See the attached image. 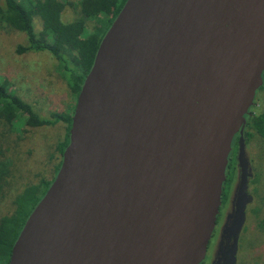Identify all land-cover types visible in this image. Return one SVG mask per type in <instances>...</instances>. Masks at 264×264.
Listing matches in <instances>:
<instances>
[{
  "label": "water",
  "instance_id": "obj_1",
  "mask_svg": "<svg viewBox=\"0 0 264 264\" xmlns=\"http://www.w3.org/2000/svg\"><path fill=\"white\" fill-rule=\"evenodd\" d=\"M263 71L264 0H125L6 264H200L238 133L210 262L235 264L251 201L241 132Z\"/></svg>",
  "mask_w": 264,
  "mask_h": 264
},
{
  "label": "trees",
  "instance_id": "obj_2",
  "mask_svg": "<svg viewBox=\"0 0 264 264\" xmlns=\"http://www.w3.org/2000/svg\"><path fill=\"white\" fill-rule=\"evenodd\" d=\"M124 1L78 0L72 6L75 17L64 22L61 14L65 4L69 3H62L60 0H0V28L14 30L24 35V43L16 45L15 53L42 51L49 53L56 60L59 74L63 79L67 77L68 91L75 99L84 75L91 65L99 40ZM34 16L40 21V28L37 31H34L32 26ZM261 75L264 84V71ZM71 113L72 110L70 113L61 111L49 113L47 116L39 115L30 103L13 91L7 90L5 84L0 82V205L12 188L14 174L6 164V159L18 147L16 137L10 138L17 132V126L22 124L33 128L62 122L64 130L62 138L54 147L58 158L49 165V168L47 167L45 174H41L37 181L16 188L10 199L11 207L4 213L0 212V264H6L11 245L26 216L42 196L59 167L60 154L68 141ZM248 121L253 131L244 132V137L247 139L251 135H256L264 143V111L250 116ZM232 155L231 151L225 168L227 181L230 178L228 166L233 161ZM263 201L264 198L260 197L255 207V215ZM257 227L264 230V216L258 220ZM261 234L262 232L258 230L251 244L248 243L251 241H245L253 262L264 255V237ZM242 243L244 241L241 242L239 238V247ZM241 253L246 257L247 254L241 250L238 255L242 256Z\"/></svg>",
  "mask_w": 264,
  "mask_h": 264
},
{
  "label": "rangeland",
  "instance_id": "obj_3",
  "mask_svg": "<svg viewBox=\"0 0 264 264\" xmlns=\"http://www.w3.org/2000/svg\"><path fill=\"white\" fill-rule=\"evenodd\" d=\"M60 1L69 3L65 4L63 8L62 21H71L75 17L72 6L78 0ZM32 26L34 31L40 28V21L35 16L32 17ZM22 43H24L22 33L0 28V82L5 84L7 90L13 91L20 98L30 103L39 115L47 116L49 113L61 111L70 113L75 99L68 91L67 77L63 79L59 74L56 60L45 51L15 53L16 45ZM251 109L252 111H258V113L264 111V84L255 91ZM16 131L10 138L16 137L18 147L6 159V164L9 169H12L14 178L8 197L1 201L0 212L2 213L11 207L10 199L16 188L25 183L37 181L41 174H45L47 167L49 168V165L58 158L54 147L62 138L64 130L62 122H57L52 126L33 128L19 124ZM245 150L251 173L248 179V193L251 196V201L246 206L245 221L239 235L241 242L244 241V243L239 247L238 238L235 264H264L262 253L263 256L258 261H252L248 254L250 249L245 244V241H251L248 243H252V238L255 239L258 230L262 232V237H264V230L257 227L258 220L264 216V201L257 215H255V207L260 197L264 198V143L256 135H253ZM228 172L232 177V180H228L231 181V186L229 192H227L226 188L229 184L227 181L228 184L226 182L227 185L225 184L223 188L216 222L207 244L204 259L200 264H210L213 258L218 229L228 208L229 196L237 177L234 160L230 164ZM240 250L247 254L246 257H243L242 253V256L238 255Z\"/></svg>",
  "mask_w": 264,
  "mask_h": 264
},
{
  "label": "flooded vegetation",
  "instance_id": "obj_4",
  "mask_svg": "<svg viewBox=\"0 0 264 264\" xmlns=\"http://www.w3.org/2000/svg\"><path fill=\"white\" fill-rule=\"evenodd\" d=\"M251 107H252V105L249 107V109L247 110V112L245 113V115H244V123H243V126H242V132H241V135H242V138H243V142H244V144H245V148H246V145L247 144H249V142H250V139L253 137V135H251V136H249L247 139L244 137V132H251L252 133V129H251V127L248 125V123H249V118H250V116H255L256 114H258V111H252V109H251ZM237 141H238V133H236L234 136H233V138H232V140H231V143H230V151H229V153L232 151L233 152V157H232V159L234 160V166H236V160H235V157H236V149H237ZM229 157V156H228ZM229 160V158L227 159V161ZM249 161V160H248ZM227 165V164H226ZM227 167V166H226ZM228 168H229V166H228ZM236 170H238L237 169V167H236ZM237 175H238V173H237ZM227 177H224V181H223V186H222V192H223V188H224V186H225V184H226V182H227ZM232 180V177L230 176V178H229V180ZM236 181V180H235ZM229 182V181H228ZM228 182H227V184H228ZM231 182V181H230ZM230 182H229V184L227 185V192H229V189H230V186H231V184H230ZM225 189V190H226ZM247 192H248V185H247ZM249 194V193H248Z\"/></svg>",
  "mask_w": 264,
  "mask_h": 264
}]
</instances>
